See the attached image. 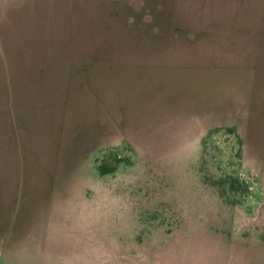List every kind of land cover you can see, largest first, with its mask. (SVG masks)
I'll list each match as a JSON object with an SVG mask.
<instances>
[{"label":"rangeland","instance_id":"374dc122","mask_svg":"<svg viewBox=\"0 0 264 264\" xmlns=\"http://www.w3.org/2000/svg\"><path fill=\"white\" fill-rule=\"evenodd\" d=\"M250 236L264 0H0V264H248Z\"/></svg>","mask_w":264,"mask_h":264},{"label":"crops","instance_id":"0c3cea01","mask_svg":"<svg viewBox=\"0 0 264 264\" xmlns=\"http://www.w3.org/2000/svg\"><path fill=\"white\" fill-rule=\"evenodd\" d=\"M233 247L242 245L248 255V264H264V238H252L251 236L244 240L243 243H234ZM235 249V248H234Z\"/></svg>","mask_w":264,"mask_h":264},{"label":"trees","instance_id":"16d2710c","mask_svg":"<svg viewBox=\"0 0 264 264\" xmlns=\"http://www.w3.org/2000/svg\"><path fill=\"white\" fill-rule=\"evenodd\" d=\"M123 162L130 163L131 161L129 157H119V156H116L114 159L111 160L99 161L98 171L101 175L113 173L117 170L118 164ZM235 182L236 180L231 178L230 188L234 191H239L240 189Z\"/></svg>","mask_w":264,"mask_h":264}]
</instances>
